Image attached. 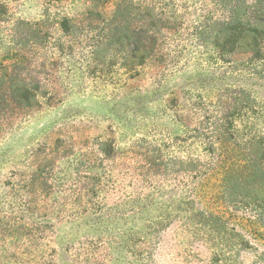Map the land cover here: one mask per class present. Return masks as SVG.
I'll list each match as a JSON object with an SVG mask.
<instances>
[{
  "label": "rangeland",
  "instance_id": "374dc122",
  "mask_svg": "<svg viewBox=\"0 0 264 264\" xmlns=\"http://www.w3.org/2000/svg\"><path fill=\"white\" fill-rule=\"evenodd\" d=\"M115 1L0 0V264H264V51L216 47L223 0H132L150 54L94 60Z\"/></svg>",
  "mask_w": 264,
  "mask_h": 264
},
{
  "label": "trees",
  "instance_id": "16d2710c",
  "mask_svg": "<svg viewBox=\"0 0 264 264\" xmlns=\"http://www.w3.org/2000/svg\"><path fill=\"white\" fill-rule=\"evenodd\" d=\"M228 6V16L223 21H217L211 27V33L215 36L216 47L225 50L228 46L233 45L236 50L242 53H260L264 51V0H223ZM134 7L132 0H116L113 10L99 12L103 16L104 36L100 37L97 46L92 51V59L101 58L103 51L112 43L124 44V51L132 54L133 64H142L150 54V43L146 38L142 39V25L149 21H143L134 30L130 22V16ZM97 9V7H95ZM145 10V9H144ZM95 13V9L89 11V16ZM94 21V17L85 20ZM70 22L65 19L61 26L62 31H67ZM139 28V31H138ZM146 32V31H145ZM136 51H143L139 57H134ZM143 56V57H142ZM134 57V58H133ZM8 76V75H7ZM2 82L1 90L6 95V99L11 102L34 99L37 102L36 94L26 88L25 79L18 77L15 73H10V78ZM33 93V94H32ZM34 97H31V96ZM260 192L264 187H259Z\"/></svg>",
  "mask_w": 264,
  "mask_h": 264
}]
</instances>
